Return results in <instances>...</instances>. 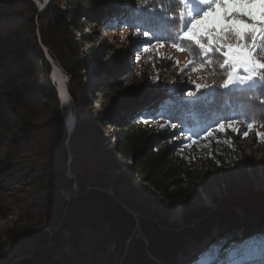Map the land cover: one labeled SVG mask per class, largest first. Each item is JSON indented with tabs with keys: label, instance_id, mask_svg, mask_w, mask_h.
<instances>
[{
	"label": "trees",
	"instance_id": "1",
	"mask_svg": "<svg viewBox=\"0 0 264 264\" xmlns=\"http://www.w3.org/2000/svg\"><path fill=\"white\" fill-rule=\"evenodd\" d=\"M134 1V6H129L126 0L119 7L109 0H81L82 5L70 3L63 10L53 0L39 12L28 0H0V194L42 185L54 197L49 212L52 221L67 210V236L56 237L53 249L46 246L48 234L41 232L39 239L26 244L25 252L34 253V257L15 264H176L173 261L175 248L184 249L193 230L188 227L182 234L167 231L169 224L161 216L150 219L131 214L129 210L139 216L143 214L137 194L126 182L114 181L120 179L117 174L120 168L107 152L95 146L96 138L91 132H79L88 131V126L78 125L73 132L75 138L71 146L75 142L86 144L81 148L88 152L72 151L74 178L67 175V132L59 113L58 92L49 80L52 70L38 44L37 32L41 43L74 84L79 83L77 78L83 70L76 41V35L82 33V18L92 30H96L97 24H102L104 30L116 28L109 30L114 38L118 28L138 33L142 40L130 49L135 55L133 63L140 64V69L130 75L139 86L123 95V103L131 102L135 106L123 108L126 113L115 122L125 127L119 151L137 158V167L144 169L149 177L147 182L168 202L187 207L194 184L206 183L203 177L207 179L211 172L220 171L226 175L232 168L246 170L248 164L236 154L240 151L237 141L258 137L256 141L264 143L257 135L261 133L259 129H264V104L260 103L264 93L228 91L214 86L198 100L187 97V91L195 90L196 84H203L198 80L199 71L209 72L210 67L215 68L220 54L209 53L205 57L197 46L184 42L192 49L182 52H187L197 67L193 71L192 68L181 70L176 60L163 54L165 40L160 46L153 39L151 44L156 46L143 51L147 38L139 32L148 30L150 34L166 37L165 30L170 33L176 26L175 21L164 22V17L158 20L157 12L150 7L141 8L137 0ZM177 30L180 29L176 27ZM207 60L212 62L207 63ZM170 70L174 74L169 75ZM115 76L118 77L112 74L111 79H116ZM105 88L107 92L116 90L110 84L102 89ZM78 90L83 92V88ZM78 90L69 89L76 102ZM106 117L114 121L113 116ZM225 118L237 120L233 125L237 131L227 125L224 131L215 128L216 122ZM252 120L256 123L244 137L243 132L248 131ZM169 122L175 123L177 128L171 129ZM45 128L52 133L47 134L46 142L54 147L48 151L47 168L39 174L30 155L41 135L40 129ZM209 128L213 129V134L206 136ZM185 136L191 139L185 140ZM166 138L165 144L157 146ZM74 183L78 184L79 193L66 202L63 192L73 191ZM111 185L114 197L103 191ZM235 205L237 207L232 209ZM239 209L244 212L242 222L238 221ZM215 223L229 224L230 228L211 246L196 248L190 259L192 264H211L217 254L225 256L222 264H234L238 259L243 261L250 257L249 253L252 255L254 250L264 257V189L256 190L251 184L239 188L195 227H203L201 232L207 233L209 228L206 227ZM136 225L143 232L146 245L140 239L134 240ZM241 232L245 236L238 239Z\"/></svg>",
	"mask_w": 264,
	"mask_h": 264
},
{
	"label": "rangeland",
	"instance_id": "2",
	"mask_svg": "<svg viewBox=\"0 0 264 264\" xmlns=\"http://www.w3.org/2000/svg\"><path fill=\"white\" fill-rule=\"evenodd\" d=\"M33 3L39 12H43L48 6L51 5L53 0H28ZM57 4H60L63 10L69 7L70 3L81 4V0H55ZM117 6H121L126 0H109ZM129 6H134V0H128ZM82 5V4H81ZM169 8L168 0H155L150 8L157 12L156 17L161 21V17H164V22H174L172 17H178L179 9L176 11H165L161 12L160 8ZM106 11V10H104ZM103 11V13H105ZM182 11V8H181ZM167 23V24H168ZM81 32L76 35L77 47L80 48L81 62L83 65V70L81 72V77L78 76L79 83H71L70 77L65 73L59 63L52 57L49 50L41 43V37L39 32H37L38 44L41 47L45 58L51 67V76L49 75V80L53 87L61 91L63 96L60 99L59 113L60 117L63 119L64 127L67 132V140L65 142V148L67 150V175L73 176L71 172V164L74 161V155L72 151L78 150L79 154H85L86 149L81 148L86 144L76 143L71 146L73 134L75 128L80 125L88 126V131L91 132L93 138H96L97 143L95 146L100 147L103 152H107L108 157L112 158L113 162H116L120 171V179H115L114 181H123L128 184V188L137 194V202L142 206L143 214L140 217L161 218L166 219L167 223L173 225V227H181L184 224L185 217H189L192 214H196L201 207H211L216 199L222 198L225 194H229L227 186L234 187L238 189L239 184L247 185L250 181L255 183L257 188H261V182L264 180V143L256 141L258 137H252L245 139L243 141H237V146H239L240 151L236 154L242 162L248 164L246 170L240 171L241 169L232 168L229 169L228 174L225 175L224 171H220L218 174L211 172V175L206 179L203 177L204 185L200 183L194 184V191L190 196V205L188 207L181 206L177 203L168 202L164 199L155 189V187L147 182L148 178L144 169L137 167V158H133L128 154L120 153L121 148L119 144L123 141L124 133L123 129L125 127H120L116 122L117 118L123 115V108L126 106L132 107L134 103L125 102L123 103V95L126 92L133 91L134 87L139 86L135 80L130 75L133 70H139L140 64L133 63L135 55L133 50L130 49L132 45L140 42L142 40L138 33L132 29L118 28L119 32L116 33V37H112L111 31L116 30V28H108L104 30L101 25L97 24L96 30H92L87 26L86 22L82 18L81 22ZM167 36L170 37L174 35L176 27L171 28V32L168 33L165 30ZM165 46L161 50L164 55L170 60L179 61L180 69L191 70V68L197 67L193 65L192 59L187 52L178 51L172 46L171 38L165 39ZM185 50L191 51V47L187 44H182ZM222 57L218 60L221 61ZM191 62V63H190ZM135 67H134V66ZM172 69V67H171ZM214 69V70H213ZM208 71L200 70L199 82L200 83H220L224 79L223 70L219 68V63L215 68H209ZM54 75L52 77V73ZM114 72V73H113ZM120 73V74H118ZM112 74H117L116 79H111ZM169 75L174 74L173 70H170ZM207 75V76H206ZM209 75V76H208ZM127 77V78H126ZM123 78H126L121 82ZM137 78V77H136ZM121 82V84H119ZM115 86V91L107 92L106 89H102L106 85ZM108 87V86H107ZM78 90L83 88V92L78 93V102H76L70 95L69 89ZM60 97V94H59ZM122 106V108H121ZM135 106V105H134ZM113 116L114 121H110L106 116ZM95 122V123H94ZM94 126L92 129L91 126ZM126 126V125H125ZM41 135L33 145V153L30 155L33 162V167L42 173L43 169L47 168V157H49V152L54 144L46 142L47 134H52L50 129L47 130L40 129ZM261 133H264V129H259ZM79 134V133H78ZM173 138V136H171ZM238 137V134L237 136ZM117 138V139H116ZM170 139V137H168ZM167 138L157 144V146L165 144L168 140ZM117 142H116V141ZM81 144V146H80ZM165 146V145H164ZM169 153L171 149L168 147ZM85 152V153H84ZM253 164H251V163ZM250 163V164H249ZM235 169V170H233ZM172 186V185H171ZM112 185L108 189H103L106 193H109L111 197H114L112 190ZM76 192V189L74 193ZM77 193V192H76ZM76 193L74 195H76ZM69 192H66L64 199L68 201ZM53 196L48 193V191L42 187V185H37L33 188L21 187L18 191H13L10 193L0 194V264H12L11 261H26L32 259L34 254L28 255L25 252L27 243L34 242V240L39 239L41 232H46L48 236L55 233L52 237L51 243L48 244V248L54 249V239L56 237L67 236L66 232V214L67 210L63 213V218H61L60 224H54L57 220L52 221L49 217L51 204H53ZM214 207V206H213ZM126 208V206H125ZM66 209V208H65ZM128 209V208H127ZM131 214L139 217V213H134L129 210ZM239 219L242 222V216L244 215L243 210H237ZM192 228V232L189 233L188 241L183 249L178 247L175 248L174 259L176 264H192L190 259L195 253V249H201L206 246H211L214 240L218 236L230 228L229 224H218L215 223L213 226H208L207 233L201 232L203 227ZM201 226V225H200ZM207 226V225H206ZM163 229V226H162ZM205 229V228H204ZM179 234L185 232L180 228L177 229ZM203 231V230H202ZM200 233V235H197ZM134 240L138 239L147 244V240L140 230L139 226L136 225L134 229ZM132 234V235H133ZM191 234V235H190ZM202 234V237H201ZM244 233L241 232L237 235L238 239L244 238ZM211 243V244H210ZM128 243H126V246ZM63 248V247H62ZM66 248L64 247L63 251ZM25 252V253H24ZM250 257H245L238 259L234 264H264V257L259 254L257 250L253 251ZM224 255H215L211 264H222L224 260ZM57 259V258H55ZM154 261L157 259L154 258Z\"/></svg>",
	"mask_w": 264,
	"mask_h": 264
},
{
	"label": "snow or ice",
	"instance_id": "3",
	"mask_svg": "<svg viewBox=\"0 0 264 264\" xmlns=\"http://www.w3.org/2000/svg\"><path fill=\"white\" fill-rule=\"evenodd\" d=\"M137 2L141 8H149L155 0ZM161 2L163 3V0ZM168 3L169 8L160 9L162 13L176 11L177 8L185 9L178 13V17H172L175 26L180 29L170 37L172 46L178 51H184L182 44L187 42L197 46L205 57L209 53L220 54L222 57L218 63L219 68L223 70L224 79L219 84L215 81L196 84L195 90L187 91V97L193 101L198 100L214 86L228 91L247 90L264 93V0H168ZM139 34L147 38L143 48L145 52L156 46L151 44L153 39L157 45L163 46V41L169 38L155 33L150 34L148 30ZM192 70L196 71L195 68ZM260 103L264 104V99H261ZM236 123L235 118H225L217 121L215 128L224 131L227 125L233 131H237L233 127ZM255 123V120L248 123V131L243 132L244 137ZM164 127L162 124L161 128ZM169 127L176 129L177 125L169 122ZM212 134V128L205 132L206 136ZM257 135L264 139V133ZM190 139L191 136H185V140Z\"/></svg>",
	"mask_w": 264,
	"mask_h": 264
},
{
	"label": "water",
	"instance_id": "4",
	"mask_svg": "<svg viewBox=\"0 0 264 264\" xmlns=\"http://www.w3.org/2000/svg\"><path fill=\"white\" fill-rule=\"evenodd\" d=\"M53 75H54V72L52 73V77H53ZM59 94H60V97H59V100L60 99H62L63 98V96L61 95V91L59 90ZM58 94V95H59ZM69 176V175H68ZM69 177H71V178H74V175L73 176H69ZM259 182H261L260 184H261V188H257L256 186H255V183L253 182V181H250V183H248V184H251V185H253L254 186V189H256V190H260V189H264V180H262V181H260L259 180ZM244 184V183H243ZM242 183L241 184H239V187L240 188H242V187H244L245 185H243ZM247 184V185H248ZM75 189H76V195H74L75 193H74V191H75ZM227 189L228 190H230L229 191V194H225L222 198H219V199H216L215 201H214V203H213V206H211V207H201L199 210H198V212L196 213V214H192L191 216H189V217H185V219H184V225L183 226H181V227H173V225H170L169 223H167V224H169L168 225V227L165 229V230H167V231H173V232H175V233H178V231H176L177 229H181V230H184V229H187L188 227H192L193 226V224L195 225V224H198L199 222H201L203 219H205V217L208 215V214H211L212 212H214V211H216V210H218V208H219V206L222 204V201L223 200H225V198L227 197V196H229V195H232V194H235V192L237 191V190H239V188L238 189H234V187H229V186H227ZM67 192H69V199H68V201H66V202H69L70 201V199L72 198V197H75V196H77L78 195V193H79V186H78V184L77 183H74V185H73V191H67ZM65 193L66 192H63V195H65ZM246 193H249L248 191L246 192ZM188 207V206H187ZM237 207V205H235V206H233V207H231L232 209L234 208H236ZM134 215V214H133ZM136 217V216H135ZM140 217V216H139ZM61 218H63V215L54 223V224H60V221H61ZM55 233H52V235H50V237L48 236V240H47V243H46V246H48V244H50L51 243V240H52V237H53V235H54ZM34 254V253H33ZM17 262H19V261H16V260H14L13 262H12V264H15V263H17Z\"/></svg>",
	"mask_w": 264,
	"mask_h": 264
}]
</instances>
